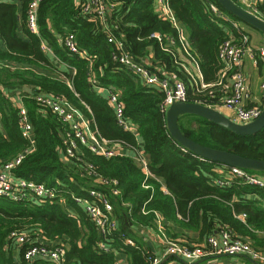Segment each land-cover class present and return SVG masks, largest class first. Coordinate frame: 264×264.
<instances>
[{
  "label": "trees",
  "instance_id": "obj_1",
  "mask_svg": "<svg viewBox=\"0 0 264 264\" xmlns=\"http://www.w3.org/2000/svg\"><path fill=\"white\" fill-rule=\"evenodd\" d=\"M18 1L22 2L21 10L15 2L0 3V64L19 66L15 81L20 86L32 87L31 93L20 96L33 126V143L23 137L14 84L5 82L0 74V168L32 149L14 170L15 176L57 188L67 204L61 205L59 199L38 204L0 197V264H27L24 253L29 245L17 247L9 238L13 232L30 234L35 245L63 247L64 264H115L120 256L126 257L123 264H149V258L155 255L146 248L141 229L156 232L157 215L163 218L168 239L188 247L196 246L183 241L188 239L184 231L198 232L206 241L228 228L239 238H251L257 249L264 250V238L256 233L264 230V191L241 180L228 187L213 184L214 169L221 164L202 160L171 137L166 113L161 110L165 94L143 83L115 60L114 56L120 53L108 42L101 22L84 14L78 0H41L37 36L27 27L30 0ZM210 1L231 20L242 23L216 0ZM110 2L116 5L109 17L117 27L115 35L137 61L159 67L173 79L184 82L189 102L209 105L224 98L217 86L223 68L218 53L233 27L215 15L205 0H169L180 24L190 32L188 49L203 75L197 84L187 75L183 67L187 63L179 59V53L175 56L165 52L151 38L156 32L177 36L172 25L156 14L154 0ZM70 33L87 58L59 43ZM43 41L65 66L61 71L64 77L37 72L56 69L41 50ZM150 51L154 58L149 61ZM23 67L28 69L22 71ZM202 83L210 86L202 89ZM100 87L120 93L124 118L137 125L139 138L119 125L107 97L98 92ZM37 95L64 98L90 121L99 137L123 144V151L140 147L151 176L128 155L106 158L83 146L78 159L63 162L60 151L69 126L43 109L35 99ZM179 127L187 137L204 146L264 160V128L256 135L239 136L195 115L181 116ZM87 165L94 167L101 182L81 175V168ZM90 189L102 192L114 206L119 225L107 239H102L89 216L71 198L70 194L84 196ZM114 189L120 194L114 195ZM127 238L135 246L127 245ZM101 242L109 252L100 248ZM32 264L53 263L37 258Z\"/></svg>",
  "mask_w": 264,
  "mask_h": 264
},
{
  "label": "built area",
  "instance_id": "obj_2",
  "mask_svg": "<svg viewBox=\"0 0 264 264\" xmlns=\"http://www.w3.org/2000/svg\"><path fill=\"white\" fill-rule=\"evenodd\" d=\"M40 1L30 0L27 12L28 30L37 36H40L38 21ZM205 1L209 5L210 10L230 23L233 29L228 33V39L222 43L218 53L219 61L223 65V68L219 73V83L217 86L224 92V98L221 101L204 105L218 111L223 109L232 113L233 117L230 119L237 124H250L261 116L264 104L254 103L249 81L244 71V62L247 57H251L257 62V54L264 58V48L253 49L250 45L249 34L243 30L239 23L231 20L210 0ZM237 1L243 5L244 9L264 20V0ZM1 2L2 0H0ZM115 6L110 0H80L82 12L86 15H92V19L101 22L107 34L108 42L114 44L115 49L120 53L119 56H114L115 60L119 61L132 74L139 77L143 83L150 87L158 88L165 94L161 106L162 112L166 113L169 107L176 102H189L188 91L184 82L164 77L153 65H146L137 61L127 50L126 44L116 38L114 31L117 27L109 21L112 9ZM155 12L159 18L168 21L172 25L177 32V36L163 35L156 32L151 35V38L155 39L165 52L175 56L176 52L179 53V59L185 60L187 63L186 66L183 64L187 75L195 84L200 80L202 81L199 63L188 49L186 31L183 25L180 24L169 0H155ZM59 43L63 44L70 52L78 53L83 58H87L79 50L74 34H68L65 38L59 40ZM41 50L48 56L56 57L52 48L44 41L42 42ZM209 86L204 83L201 84L202 89H207ZM262 90L264 92V85H262ZM98 92L107 97L110 107L116 114L119 125L125 131L132 133L138 138L137 125L124 118V105L120 100V93L101 87L98 88ZM21 98L17 99V101L20 105L23 137L33 143V126ZM35 99L43 109L50 110L69 126V130L65 133L63 140V149L60 151L63 162L68 163L74 159H78L81 146L88 148L95 155L106 158L125 156L123 144L99 137L98 132L91 127L90 121L64 98L52 95H37ZM31 150L29 149L20 154L16 159L5 163L0 168V197L13 202H34L38 204L48 201L54 202L59 199L58 201L61 205H66L67 202L62 196L63 194L57 188L15 176L14 170L22 163ZM133 150L136 153L135 160L138 162L140 168L147 176H151L148 160L143 150L140 147H136ZM214 172L216 176L214 177L213 184L219 187H228L233 181L241 180L264 191V178L258 173L226 165L217 166ZM81 175L95 178L99 182L102 181L92 165L81 168ZM113 184L117 185V182L113 181ZM163 191L167 193L166 189H163ZM113 194L119 195L120 192L114 189ZM70 195L73 202L79 205L89 216L102 239H107L118 229L117 219L114 215V206L102 192L90 189L84 196ZM162 222L163 218L157 215V230L154 233L159 243L165 248V255L167 256L198 261L210 255H248L255 261H264V250L257 249L247 239L239 238L228 228H223L216 235L209 236L205 247L192 248L170 241L165 234ZM9 238L17 247L29 245L24 253L27 264H32L37 258L45 259L53 264H64L66 250L61 246L52 248L44 244L35 245L33 244L32 236L26 232H13ZM125 242L127 245L135 246L134 241L130 238H127ZM100 248L109 252L104 242L100 243ZM149 261V264H160L162 257L154 256L149 258ZM115 264L123 263L118 259Z\"/></svg>",
  "mask_w": 264,
  "mask_h": 264
},
{
  "label": "crops",
  "instance_id": "obj_3",
  "mask_svg": "<svg viewBox=\"0 0 264 264\" xmlns=\"http://www.w3.org/2000/svg\"><path fill=\"white\" fill-rule=\"evenodd\" d=\"M4 1H8V0H2V2H4ZM9 1L11 3L15 2V4H17L19 10H21V8H22V6H21L22 2L21 1H18V0H14V1L9 0ZM78 3H80V0H78ZM154 3H155V0H154ZM239 25L243 28V30L246 33L249 34L250 45L253 49L257 50L259 48H264V33L257 31L255 29L249 27V26L245 27L247 25L243 26L242 23H239ZM183 27L186 31L187 38H189L190 37L189 30L185 26H183ZM19 35L22 36L25 40L27 39V37L23 34L22 30H19ZM117 39H119V38H117ZM0 42H1V40H0ZM49 57H50L53 65L56 67L55 71H50V70H46L43 68V69H37V70H39L37 72L38 73L39 72L40 73H46V74L53 75L56 77H60V76L64 77L61 74V71L63 72V70H65V66L59 63V60L57 57H52V56H49ZM153 58H154V53L152 51H150V55H149L148 60L150 61ZM256 59H257V62H255V60H253L251 57H247L245 59V62H244V71H245V74H246L248 81H249L251 92H252L253 98H254V103L255 104H264V92L262 90V85H264V58L260 57L257 54ZM155 68H157V71L160 72L162 74V76L173 79L170 74H168L167 72H164L159 67H155ZM21 69L23 71V69H28V68L23 67ZM18 70H19V66H16L15 64H12V63L0 64V74H1V77L3 78V80L5 82L14 84V86H12V87H14V90L16 93L15 94L16 97H14V99L15 98H17V99L21 98L22 97V96H20L21 94L32 92L31 86H23V85L20 86V85H18V82L15 81L14 73ZM201 76H202V80H203L202 73H201ZM219 111L221 113L225 114L229 118L233 117V114L226 111V110L220 109ZM139 141H140V139H139ZM124 153H125V155H128L135 160L136 153L134 151L124 150ZM135 162L138 164V162L136 160H135ZM258 174L261 175L262 178H264V173H258ZM163 189H166L165 186L163 187ZM240 219L243 221L245 220L244 216H241ZM141 231H142V235L144 236V238L147 241L145 244L146 248L149 249L155 256L162 257V261L160 264H264V261H255L251 257H249L248 255H237V256L210 255V256L205 257V258L198 260V261H189V260H186V259L181 258V257H175V256H169V255L167 256V255H165V248L162 247V245L159 243L155 233L152 230L141 229ZM178 232L181 233L182 231L178 230ZM183 233L186 236H188V239L186 237H185V239L181 238V239H183V241H186L189 244L196 246V247H205L206 241L202 240L200 238V235L198 232L184 231ZM256 233L259 237L264 238V230H262L260 232L257 231ZM244 238L251 241L254 244V241L251 238H249V237H244ZM149 243H151L152 247H150V245H148ZM119 259L123 263H126L125 262L126 257L120 256Z\"/></svg>",
  "mask_w": 264,
  "mask_h": 264
},
{
  "label": "water",
  "instance_id": "obj_4",
  "mask_svg": "<svg viewBox=\"0 0 264 264\" xmlns=\"http://www.w3.org/2000/svg\"><path fill=\"white\" fill-rule=\"evenodd\" d=\"M216 1L224 10L239 19L243 24L264 33V20L239 6L233 0ZM184 115H195L204 118L239 136H251L256 135L264 128V109L258 119L247 125L237 124L220 111L195 102H176L166 112L167 127L171 137L195 156L205 161L229 167L241 168L255 173H264V160L204 146L187 137L179 127V118ZM148 245L152 247L151 243Z\"/></svg>",
  "mask_w": 264,
  "mask_h": 264
},
{
  "label": "rangeland",
  "instance_id": "obj_5",
  "mask_svg": "<svg viewBox=\"0 0 264 264\" xmlns=\"http://www.w3.org/2000/svg\"><path fill=\"white\" fill-rule=\"evenodd\" d=\"M242 25H243V26H245V24H243V23H242ZM245 27H248V26H245ZM192 123H193V124H195V122H194V121H192Z\"/></svg>",
  "mask_w": 264,
  "mask_h": 264
}]
</instances>
